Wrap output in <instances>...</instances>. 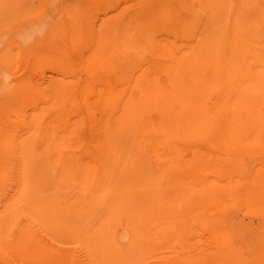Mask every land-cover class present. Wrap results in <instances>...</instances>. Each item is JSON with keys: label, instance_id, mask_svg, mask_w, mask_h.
<instances>
[{"label": "rangeland", "instance_id": "obj_1", "mask_svg": "<svg viewBox=\"0 0 264 264\" xmlns=\"http://www.w3.org/2000/svg\"><path fill=\"white\" fill-rule=\"evenodd\" d=\"M191 14L199 19L197 27L189 21ZM180 26L196 31L182 35ZM199 27L214 46L208 57L219 67L206 75L207 85L216 83L207 86L209 99L203 105L216 112L220 123L166 126L138 154L143 165L141 201L116 205L110 232L98 228L104 216L78 221V201L89 196L84 187L91 186L90 177H81L80 165L91 171L101 145L107 148L101 141L103 124L115 136L107 120L128 94L135 97L150 81L167 87L171 73L193 68L203 49L193 51L198 41L189 37L201 38ZM53 58H64V69ZM122 66H129L128 72ZM105 80L124 90L113 103L102 93L109 90ZM23 87L34 93L24 95ZM49 103L54 106L46 108ZM157 114L152 109L144 119L154 123ZM0 119V133L8 137L7 144L0 141V167L18 164V169L9 165L17 171L0 168V264H264V0H0ZM54 138L63 144L55 148ZM3 151H11L10 156ZM115 165L118 172L108 175L114 190L135 178L133 169L123 175L125 164ZM82 180L87 186H79ZM76 185L87 191L80 193ZM59 215L70 225L69 233ZM133 224L136 235L128 232Z\"/></svg>", "mask_w": 264, "mask_h": 264}, {"label": "bare ground", "instance_id": "obj_2", "mask_svg": "<svg viewBox=\"0 0 264 264\" xmlns=\"http://www.w3.org/2000/svg\"><path fill=\"white\" fill-rule=\"evenodd\" d=\"M183 9V8H182ZM188 9V8H187ZM181 10V9H180ZM177 11V10H176ZM184 11V10H183ZM193 12V11H192ZM204 13H206V12H204ZM175 14V13H174ZM173 14V15H174ZM190 14V13H189ZM185 15V14H184ZM193 14H191V15H189V16H192ZM177 16L179 17L180 15H179V12H177ZM188 15H187V17H189ZM185 17V16H184ZM193 17V18H192ZM191 17V20H189V21H192V23L193 22H195L196 23V20L198 21L199 19L197 18L196 20L194 19V17H196V15L195 16H192ZM206 17V16H205ZM174 16H173V20H174ZM201 18V17H200ZM176 19V18H175ZM185 19V18H184ZM187 19V18H186ZM189 19H190V17H189ZM192 19H194V20H192ZM202 19V18H201ZM203 20H205V19H203ZM175 21V20H174ZM187 21H188V19H187ZM188 21V22H189ZM177 22V21H176ZM183 22V21H182ZM186 21H184L183 23H185ZM202 22V27H204V25H206V24H203V22L204 21H201ZM191 23V26H193L192 27V29L194 30L196 27H197V25H199L200 23L199 22H197L196 24H195V26H194V24H192ZM199 23V24H198ZM178 24V23H177ZM186 24V23H185ZM189 24V23H188ZM187 24V25H188ZM174 25V24H173ZM168 26V25H167ZM175 26V25H174ZM182 26V25H181ZM180 26V27H181ZM171 27H172V25H171ZM176 27H177V25H176ZM195 27V28H194ZM206 27V26H205ZM204 27V28H205ZM170 28V27H169ZM173 28V27H172ZM171 28V29H172ZM178 28V27H177ZM177 28H174L175 30L174 31H176V29ZM181 30H182V32L184 31V32H190V29L191 28H187L188 30H185V28H184V30H183V28L181 27L180 28ZM179 29V30H180ZM191 29V30H192ZM197 29H202L201 27H199V28H197ZM117 30V29H116ZM115 30V31H116ZM170 30V29H169ZM191 31V32H195V31ZM206 30H207V28H206ZM215 30V29H214ZM214 30H213V32H214ZM200 31H202V30H200ZM112 32H114V31H112ZM118 32V31H117ZM123 32H125V31H123ZM181 32V33H182ZM182 33V35H184L185 33ZM197 32H198V30H197ZM203 33H201V35H203L201 38L199 37V36H197V40L195 39V38H193L192 37V35L191 34H193V33H188L189 35H191V37L193 38H191V37H189V35L187 36V37H189L190 38V40L192 41V42H197L196 43V46H194V47H192V50L193 51H196L195 50V48L196 47H198L199 49L198 50H202L203 49V53H202V55H201V57H198V58H196V57H194L193 55H194V53L193 54H190V55H192L194 58H196L195 59V65H193L192 67V69H190V70H188V72H179L178 71V73H171V75H170V77H169V79H170V83L168 84L167 82V84H168V86L167 87H162V86H159L158 84H156V83H154V82H152V81H150V84L148 85V86H146V87H143V88H141V90L139 91V93L135 96V97H132V95H130V94H128L127 96H126V98L124 99V102H123V105L117 110V112L115 113V116H111V117H109L110 118V120H107V122L109 121V124H111V126L116 130V134H115V136H111L110 134H109V131H110V129H109V126L106 124V125H104L103 124V128H102V130H101V132H102V139H101V141L107 146V148L105 147V146H103L102 147V145H101V150H100V153H97V155H96V158H95V164H93V167H92V169H91V171H88V170H90L89 168H88V170L86 169V167L85 166H83L84 164H82V166L80 165V173H81V177H90L91 178V186L90 185H85V183H84V185H82V183L83 182H85L84 180H82V182L81 181H79L78 183H80L79 184V186H87V187H84V188H86V189H89V192H90V194H89V196L87 197V198H84V199H80L78 202L80 203L79 204V216H78V221L81 219V218H84L83 219V221L84 220H87L88 218H93V217H95L97 214L101 217V219L103 218V216H104V218L101 220V225L98 227L99 228V230H101V231H103V232H110L111 230H112V227H111V221H112V217H114V216H116L117 215V213H118V209L119 208H117L116 207V205L118 206V207H120L119 206V204H136V203H139L140 201H141V195H142V190H140V189H142V176H143V165H142V158H141V155H138V154H140V151H141V149H142V147H143V144L146 146V147H148L149 146V143H150V141H152V139L153 138H151V137H155V135L158 137V134H159V132L161 131V130H163L166 126H169V125H172V124H174V123H185V124H189V125H195V127H201V128H206V124H210V123H220V119H219V117H218V115L216 114L215 115V113L216 112H209V111H207V108L206 107H204V105H203V100H204V98H206V95H207V93L209 92V90H208V88H207V86H209L210 85V88H213L214 87V85H215V83H212V84H208L207 85V83H208V80H207V73H211V72H217L218 71V69H219V67L217 68V66H216V64L215 63H213V62H211V60L213 61V59H211V58H213V57H208V54H210V53H214V46L213 45H209L207 42H206V35H207V33L203 30L202 31ZM213 32H210V33H212L213 34ZM115 33V32H114ZM179 33V32H178ZM180 33V34H181ZM199 32L197 33V34H200ZM124 35V34H123ZM181 35V36H182ZM117 35H115V37H116ZM193 36L194 37H196L195 36V34H193ZM218 36V35H217ZM186 37V38H187ZM214 37V36H213ZM185 38V39H186ZM198 38H200L199 40H198ZM209 38V37H208ZM207 38V39H208ZM219 38V37H218ZM217 38V39H218ZM115 40H116V38H114ZM188 39V38H187ZM211 39H213V38H211ZM193 40H195V41H193ZM114 41V40H113ZM190 41V43L192 44V42ZM115 42V41H114ZM125 42V41H124ZM213 42H214V40H213ZM113 43V42H112ZM116 43V42H115ZM115 43H113V46H114V44ZM189 43V44H190ZM206 43L208 44V45H206ZM65 45V44H64ZM63 45V46H64ZM112 45V44H111ZM123 45V44H122ZM124 45H125V43H124ZM128 45V44H127ZM187 45V44H186ZM66 46V45H65ZM64 46V47H65ZM158 46V45H157ZM188 46V45H187ZM186 46V47H187ZM192 46V45H191ZM216 46H218V45H216ZM125 47H127L126 45H125ZM189 47V46H188ZM67 48V47H66ZM65 48V49H66ZM118 48V47H117ZM159 48V47H158ZM158 48L156 49V50H158ZM218 48V47H217ZM154 49V50H155ZM190 49V48H189ZM220 49V48H219ZM63 50V49H62ZM61 50V51H62ZM114 51H115V49H113ZM125 50V49H124ZM167 50V49H166ZM185 50V49H184ZM110 51V46H109V50H108V52ZM130 51V50H129ZM65 52V51H64ZM63 52V53H64ZM113 52V51H112ZM119 52V51H118ZM117 52V53H118ZM181 52H183V51H180V53ZM217 52V51H216ZM111 53V52H110ZM114 53V55H115V52H113ZM120 54H122V51H120L119 52ZM137 53V52H136ZM184 54H186L187 53V51H186V53H185V51L183 52ZM188 53H190V52H188ZM187 53V54H188ZM218 53V52H217ZM66 54V53H65ZM124 54H125V52H124ZM127 54H129V53H127ZM184 54H183V58H184ZM110 56H111V54H109ZM123 55V54H122ZM131 54H129V56H130ZM189 55V54H188ZM197 55H199V54H197ZM110 56H107L105 59L107 60V59H109L110 58ZM116 56V58L118 57L117 56V54L115 55ZM120 56V55H119ZM128 56V57H129ZM132 56V55H131ZM154 56V55H153ZM152 56V57H153ZM113 57V56H112ZM128 57H126V55H125V57L124 58H126V59H128ZM133 57V56H132ZM132 57L130 58V59H132ZM188 57H191V56H188ZM187 57V59H188V61H190L193 57H191L190 58V60H189V58ZM56 58V57H55ZM115 58V57H114ZM123 58V57H122ZM122 58H120V59H122ZM123 58V59H124ZM155 58V59H154ZM165 58V57H164ZM183 58H181L180 60H182ZM194 58H193V61H194ZM210 58V59H209ZM54 59V58H53ZM58 58H56V60H57ZM62 60L64 59V58H61ZM112 59V58H111ZM133 59H136L135 57L133 58ZM147 59V58H146ZM153 59L156 61V59H157V57H153ZM152 58L150 59V61H152V63H155L154 62V60H153ZM167 59H169V58H167ZM55 60V59H54ZM53 60V61H54ZM55 60V61H56ZM60 60V59H59ZM62 60H60V62H63ZM65 60V59H64ZM113 60L114 59H112V62H113ZM116 60V59H115ZM137 60V59H136ZM206 60V61H205ZM52 61V60H51ZM52 61V62H53ZM54 61V62H55ZM109 61V60H108ZM130 61V60H129ZM148 61V60H147ZM192 61V62H193ZM57 62V64H58V62L59 61H56ZM60 62H59V64H60ZM65 62H66V60H65ZM149 62V61H148ZM191 62V61H190ZM125 63H127V61L125 62ZM131 63V62H130ZM183 63V62H182ZM187 63V62H186ZM55 64V63H54ZM113 64V63H112ZM129 64V62L127 63V65ZM137 64H138V62H137ZM61 66L63 65L64 66V64H60ZM139 65V64H138ZM144 64H142V66H143ZM146 65V64H145ZM218 65H219V63H218ZM63 66L61 67V69L63 68ZM112 66V65H111ZM113 66H115V65H113ZM130 67L131 66H133V64H130L129 65ZM129 66H126V68L127 67H129ZM149 66H150V62H149ZM148 65L147 66H143V68L145 67V68H148L149 67ZM152 66V65H151ZM154 66V65H153ZM155 67V66H154ZM171 67L172 66H169V68L171 69ZM181 66H179V65H177L175 68L176 69H179ZM111 68V67H110ZM114 68V67H113ZM118 68V67H117ZM123 68H125L124 66H122L121 67V70L123 69ZM126 68H125V70H126ZM139 68H141V67H139ZM64 69V68H63ZM129 69V68H128ZM137 69V68H136ZM149 69V68H148ZM154 69V68H153ZM156 69V68H155ZM154 69V70H155ZM93 70H95V69H92V73H93ZM96 70H97V68H96ZM95 70V71H96ZM104 70V69H103ZM124 70V69H123ZM123 71V72H128L127 70L126 71ZM142 71V68L141 69H138V70H136V72H137V74H139V71ZM144 70V69H143ZM157 70V69H156ZM167 70V69H166ZM60 71H63V70H60ZM95 71H94V73H95ZM119 71H120V69H119ZM171 71V70H170ZM116 72H117V70H116ZM205 72V73H204ZM92 73H91V75H92ZM118 73V72H117ZM141 73V72H140ZM103 75H104V73H102ZM121 74V73H120ZM119 74V75H120ZM135 73H134V71H133V75H134ZM137 74H135L136 76H137ZM163 74H165V73H163ZM131 75H132V73H131ZM133 75H132V78H135V77H133ZM149 75V74H148ZM166 75H168V74H165V76ZM94 76H95V74H94ZM126 76H129V75H126ZM164 76V77H165ZM97 77V76H96ZM107 77V76H106ZM111 76H109V78H110ZM213 77H215V75H211L210 76V78H213ZM92 78H93V75H92ZM99 78V77H98ZM105 78V77H104ZM112 78V77H111ZM130 78H131V76L129 77V81H130ZM137 78V77H136ZM1 79H2V77H1ZM159 79V78H158ZM166 79V78H165ZM167 79H168V77H167ZM3 80V79H2ZM102 80V79H101ZM133 79H131V81H132ZM135 80V79H134ZM4 81V80H3ZM6 81V80H5ZM4 81V82H5ZM94 81V80H93ZM92 81V82H93ZM111 81V80H110ZM129 81H128V78H127V80H126V82H128V84H129ZM136 81V80H135ZM135 81H134V83H135ZM105 82H106V80H105ZM104 82V88H108L109 90H106V92H102L103 93V95L104 94H106V97H109V100L108 99H106L107 101H110L111 100V102L113 103V102H115V100L117 99V92L118 93H121L122 92V96H123V93H124V90H117V89H113V87H112V84H111V87H110V85L108 84V82H106L105 83ZM112 82V81H111ZM138 82V81H137ZM136 82V84H138L139 85V83L140 82H138L137 83ZM120 83V82H119ZM124 83V86H125V82H123ZM1 84H3V83H1ZM5 84V83H4ZM122 84V83H121ZM161 84V83H160ZM130 85H132V83L130 84ZM135 85V84H134ZM122 86V85H121ZM120 85L119 86H117V87H121ZM25 88H28L27 86H24ZM23 87V88H24ZM62 87H64V86H62ZM123 87V86H122ZM129 87V86H128ZM133 87V86H132ZM15 88V87H14ZM14 88H12V89H14ZM25 88H24V90H23V92H24V95H28L29 93V95H32L34 92H33V90L31 91V92H27V90L29 89H27L26 90V92H25ZM57 89V88H56ZM59 89V88H58ZM57 89V90H58ZM119 89V88H118ZM134 89V88H133ZM132 88H131V90H133ZM138 89V88H137ZM136 89V90H137ZM64 90V89H63ZM129 90H130V88H129ZM139 90V89H138ZM7 91V90H6ZM15 91V90H14ZM56 91V90H55ZM58 91H60V90H58ZM102 91H103V89H102ZM121 91V92H120ZM126 91V90H125ZM135 91V90H134ZM212 91V90H211ZM215 91V90H214ZM33 92V93H32ZM57 92V91H56ZM22 93V92H21ZM26 93V94H25ZM102 93H100L99 95H98V97H100L101 96V94ZM134 93V92H133ZM12 94V93H11ZM14 94V93H13ZM126 94V93H125ZM124 94V95H125ZM57 95H58V92H57ZM102 95V96H103ZM134 95V94H133ZM119 96H121V94H119ZM15 97V96H14ZM105 97V96H104ZM105 97V98H106ZM208 97V96H207ZM101 98V97H100ZM105 98H104V100H105ZM123 98V97H122ZM15 99V98H14ZM102 99V98H101ZM112 99H114L113 101H112ZM207 99H209V97L208 98H206V100ZM12 100V99H11ZM98 100V99H97ZM119 100H120V97H119ZM12 101H14V100H12ZM45 101H46V99H45ZM48 101H51V99L50 100H48ZM106 101V102H107ZM208 101V100H207ZM5 102H6V99H5ZM51 102H53V101H51ZM103 102V101H102ZM106 102L104 103V104H106ZM120 102V101H119ZM216 102V101H215ZM61 103V102H60ZM9 104V103H8ZM8 104H6L5 103V106L6 105H8ZM36 104V103H35ZM50 104V103H49ZM49 104H46V108H49V107H52V106H54L53 105V103L52 104H50L51 106H48ZM122 104V103H121ZM120 104V105H121ZM205 104V103H204ZM10 105H11V103H10ZM10 105L8 106L9 107V109H10ZM38 105V104H37ZM56 105V104H55ZM108 106H111V104L109 103V104H107ZM43 106V105H42ZM59 106V105H58ZM113 106V105H112ZM36 107H38V106H36ZM56 107V106H55ZM98 107H100V106H98ZM4 108V107H3ZM41 108V107H40ZM43 108V107H42ZM44 108H45V106H44ZM42 109L43 111L45 110L46 111V109ZM101 108V107H100ZM100 108H98L99 110H102V108L100 109ZM54 109V108H53ZM104 109V108H103ZM156 110V112H158V114H159V119L157 120V121H155L154 123H156V124H154V123H150L149 121V119L147 118V120L148 121H146L145 119H144V115H148V113L150 112V110ZM8 110V109H7ZM5 111V110H4ZM219 111H220V108H219ZM8 112V111H7ZM6 111H5V113H7ZM42 112V111H41ZM51 112V111H50ZM92 112V111H91ZM157 114V115H158ZM5 115V114H4ZM4 115H2V116H4ZM7 115H8V113H7ZM10 115V114H9ZM55 115H58V114H55ZM151 115H152V113H151ZM16 116V115H15ZM41 116H43V115H41ZM109 116V115H108ZM9 117V116H8ZM8 117H6L5 116V118H8ZM107 117V116H106ZM157 117V118H158ZM10 118V117H9ZM12 118H14V116L13 117H11L10 119L12 120ZM16 118V117H15ZM41 118V117H40ZM82 118V117H81ZM108 118V117H107ZM1 119H3V117L1 118ZM0 119V123H2L3 124V122H2V120ZM18 119V118H17ZM61 119H63V118H61ZM22 120V119H21ZM53 120V119H52ZM87 120V119H86ZM8 120H6V122H7ZM16 121V120H15ZM18 121V123H19V121H20V118H19V120H17ZM17 121H16V123H17ZM85 121V120H84ZM140 122L141 124L139 125L138 123H136V122ZM221 121H222V118H221ZM8 122H11V121H8ZM14 122V121H13ZM25 122V121H24ZM42 122V121H41ZM65 122V121H64ZM67 122V121H66ZM65 122V123H66ZM26 124H28L27 122H25ZM48 123V122H47ZM98 123V122H97ZM35 124V123H34ZM38 125H39V123H37ZM80 124V123H79ZM85 124V123H84ZM101 124V123H100ZM4 125H7L6 123L4 124ZM11 125V124H10ZM10 125H9V127H10ZM13 125V124H12ZM19 125V124H18ZM18 125H15V126H13V127H16V126H18ZM20 125H21V123H20ZM19 125V126H20ZM23 125V124H22ZM60 125V124H59ZM66 125H68V124H66ZM65 125V126H66ZM98 125V124H97ZM97 125H95L96 127H93V128H97ZM3 126V125H2ZM18 126V127H19ZM28 126V125H27ZM37 126V125H36ZM61 126V125H60ZM63 127H64V124L62 125ZM61 126V127H62ZM92 126V125H91ZM99 126V125H98ZM25 127H26V125H25ZM24 126H23V129L25 128ZM29 128H31V126L29 125L28 126ZM39 127V126H38ZM37 127V128H38ZM41 127H43V126H41ZM40 127V128H41ZM59 127V126H58ZM84 127V126H83ZM88 127V126H87ZM100 127V126H99ZM2 128V127H1ZM11 128V127H10ZM9 128V129H10ZM28 128V129H29ZM48 129H50L49 127H47ZM79 128H80V126H79ZM92 128V127H91ZM12 129H14V128H12ZM19 129V128H18ZM22 129V128H21ZM99 129H101V128H99ZM4 130H6V128L5 129H3V135L5 136V135H7L5 132H4ZM8 130V129H7ZM16 130V129H15ZM14 130V131H15ZM39 130V129H38ZM58 130H59V128H58ZM97 130V129H96ZM17 131V130H16ZM26 131V130H25ZM40 131V130H39ZM60 131V130H59ZM6 132H8V131H6ZM10 132V131H9ZM8 132V133H9ZM11 132H12V130H11ZM19 133H20V131H18ZM31 132V131H30ZM34 132V131H33ZM38 132V131H37ZM36 132V133H37ZM92 132V131H91ZM98 132V131H97ZM16 133V132H15ZM35 133V134H36ZM58 134H59V132H57ZM96 133V131L94 132V134ZM1 136H0V141H3V144H7V143H5V142H7V141H5L4 142V140H6L7 138H3L2 137V130H1ZM12 134V133H11ZM21 134H22V132H21ZM31 134H32V132H31ZM50 134V133H49ZM49 134H48V136H49ZM57 134V135H58ZM19 135V134H18ZM33 135L34 134H32V136H30V137H33ZM51 135H52V133H51ZM50 135V136H51ZM61 135V137L63 136V137H65V135H62V134H60ZM75 135H77V134H75ZM101 135V134H100ZM100 135L98 136V135H96V136H98V138L97 139H99V137H100ZM8 136H10V135H8ZM48 136H47V138H48ZM68 136V135H67ZM1 137H2V140H1ZM11 137V136H10ZM22 137V136H21ZM34 137H38V136H34ZM40 137H41V135H40ZM52 137V136H51ZM54 137V136H53ZM60 137V138H61ZM62 137V138H63ZM13 138V137H12ZM11 138V139H12ZM20 138V137H19ZM50 138V137H49ZM21 139V138H20ZM51 139V138H50ZM49 139V140H50ZM54 139H56V138H54ZM65 139H66V137H65ZM77 139V138H76ZM94 139H95V137H94ZM156 139V138H155ZM8 140H10V139H8ZM16 140V139H15ZM14 140V141H15ZM27 140V139H26ZM29 140V139H28ZM32 140V139H31ZM37 140V139H36ZM46 140V139H45ZM60 140H62V139H60ZM23 141V140H22ZM54 141V140H53ZM52 141V142H53ZM56 141V142H55ZM54 142V147H55V144H57L58 142V140L56 139ZM62 141H64V140H62ZM17 142V141H16ZM21 142V141H20ZM25 142V141H24ZM10 142H8V144H9ZM15 143V142H14ZM60 143V142H59ZM58 143V144H59ZM97 143V142H96ZM2 144V143H1ZM16 144V143H15ZM14 144V145H15ZM32 144V143H31ZM60 144H63L62 142L60 143ZM10 145V144H9ZM46 145V144H45ZM97 145V144H96ZM8 146V145H7ZM5 147V146H3L4 147V149L6 148H8V147ZM17 146V145H16ZM15 146V147H16ZM24 146V145H23ZM27 146H29V145H27ZM26 146V147H27ZM33 146H35V145H33ZM57 146V145H56ZM95 146V145H94ZM1 148H2V146H0ZM0 148V149H1ZM23 148L24 147H21V151H23ZM32 148V147H31ZM31 148H27L26 150L27 151H29L28 149H30V150H32ZM46 148V147H45ZM56 148V147H55ZM5 149V150H6ZM9 149V148H8ZM7 149V150H8ZM12 149V148H11ZM46 149H48V147L46 148ZM58 149V148H57ZM14 150H17V148L16 149H14ZM14 150H12L13 152H11V151H8V152H11V154L13 153L14 154ZM61 149L59 148L57 151H60ZM48 151V153H49V150H47ZM47 151H46V154L47 155H49L48 153H47ZM102 151V152H101ZM3 152H5V151H3ZM7 152V151H6ZM5 152V153H6ZM6 153L7 154V156H10V154L9 153ZM16 152H19V151H16ZM15 152V153H16ZM0 153L2 154V152L0 151ZM5 153H4V156H5ZM35 152H33L32 154H34ZM61 153V152H60ZM60 153H58V154H60ZM93 153V152H92ZM95 153V152H94ZM12 154V155H13ZM16 154H18V153H16ZM15 154V155H16ZM22 154H24V152L22 153ZM26 155H28V154H26ZM25 155V156H26ZM30 155H31V152H30ZM47 155H45V156H47ZM24 156V155H23ZM31 156H34V155H31ZM30 156V157H31ZM43 156H44V154H43ZM60 156V155H59ZM73 156V155H72ZM12 157V156H11ZM10 157V159L12 160V159H14V158H11ZM37 158H38V154H37V156H36ZM67 157V156H66ZM69 157V160H70V156H68ZM67 157V158H68ZM74 157V156H73ZM73 157H72V159H73ZM80 157V156H79ZM78 157V158H79ZM81 157H84V156H81ZM2 158H3V156H2ZM2 158H1V160H2ZM18 158V157H17ZM35 158V157H34ZM47 158H48V156H47ZM60 158H62V157H60ZM30 159V158H29ZM49 159V158H48ZM58 159H59V157H58ZM71 159V160H72ZM75 159H77V157L75 158ZM86 159V158H85ZM5 160V159H4ZM16 161H17V159H15ZM25 160H27V159H25ZM38 161H39V159H37ZM41 160V159H40ZM50 160V159H49ZM61 160V159H60ZM78 160V159H77ZM91 160V159H90ZM93 160V159H92ZM7 161V160H6ZM14 161V160H13ZM29 161V160H28ZM27 161V162H28ZM42 161H44V160H42ZM48 161V160H47ZM62 161V160H61ZM64 161V160H63ZM84 161V160H83ZM3 162V161H2ZM34 162V161H33ZM41 161H39L38 163H40ZM46 161H44V163H45ZM49 162V161H48ZM59 162V161H58ZM58 162H57V164H58ZM76 162V161H75ZM17 163V162H16ZM43 162H41V164H42ZM43 163V164H44ZM50 163V162H49ZM63 163H67V162H63ZM89 163V162H88ZM93 163V162H92ZM111 163H112V165H111ZM118 163V165L119 164H125V169L123 170V175H128V174H130L131 173V170L134 172V174H135V178H134V180H132V182L131 181H127V180H125L121 185H119L117 188H116V190H114V189H112L111 188V186H110V184H109V182H108V175L111 173V172H118V171H115L114 169H116L114 166H116L115 164H117ZM14 164L15 165V163H10V164H4L2 167H4V166H6L7 165V167H6V169H8V167H9V171H15L16 169H18V164H17V167L16 166H14L16 169H14V170H12L11 168H14V167H12V165ZM33 164V163H32ZM35 164V163H34ZM33 164V165H34ZM56 164V165H57ZM73 164V163H72ZM87 164V163H86ZM9 165H11V168H10V166ZM24 165V164H23ZM55 165V164H54ZM91 165V164H90ZM51 166V165H50ZM65 166V165H64ZM63 166V167H64ZM92 166V165H91ZM2 167H0L1 168V170L3 171V169H2ZM52 167V166H51ZM77 167V166H76ZM88 167V166H87ZM90 167V166H89ZM72 168V167H71ZM22 170V169H21ZM73 170H74V168H73ZM2 171H1V173H2ZM17 171V170H16ZM60 171H62V170H60ZM22 172V171H21ZM122 172V171H121ZM3 174V173H2ZM62 174H64V171L62 172ZM68 176V174H65V175H62V176ZM61 178V177H60ZM138 179V180H137ZM135 180H137V181H135ZM127 181V182H126ZM130 184H132V187H137V188H132L131 187V185ZM137 185V186H134V185ZM130 185V186H129ZM90 186V187H89ZM76 187L78 188V186L76 185ZM131 187V188H130ZM82 188V187H81ZM83 188V189H84ZM79 189V188H78ZM77 189V190H78ZM78 190L80 193H81V191H84V190H86V189H84V190ZM77 190L75 191V192H77ZM87 191V190H86ZM136 191V192H135ZM78 192V193H79ZM135 192V193H134ZM77 193V194H78ZM77 194H75L77 197H78V195ZM83 195V194H82ZM80 197V196H79ZM129 212H130V214H132V215H138L137 213H136V210L135 209H129ZM60 218H61V216L59 215V220H60ZM9 221H11V220H9ZM8 221V222H9ZM60 221H63L62 222V225H64L65 226V229H66V233H69L70 232V225L67 223V221H66V219L65 218H63L62 220H60ZM23 224V223H22ZM21 225V224H20ZM19 225V226H20ZM26 227V226H25ZM25 229V228H24ZM65 232V231H64ZM128 232H130V233H132L133 235H136V233H137V230H136V225L135 224H133L129 229H128ZM30 235H27V234H25L24 235V238H26V239H29L30 237H29ZM21 240H23L24 241V239H21ZM25 242V241H24ZM29 242H27V244H28ZM25 244H26V242H25ZM26 244V245H27ZM25 245V246H26Z\"/></svg>", "mask_w": 264, "mask_h": 264}]
</instances>
